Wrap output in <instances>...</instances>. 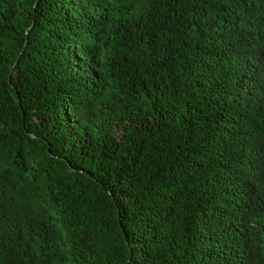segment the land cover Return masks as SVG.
Returning <instances> with one entry per match:
<instances>
[{"label":"trees","instance_id":"trees-1","mask_svg":"<svg viewBox=\"0 0 264 264\" xmlns=\"http://www.w3.org/2000/svg\"><path fill=\"white\" fill-rule=\"evenodd\" d=\"M0 264H264V0H0Z\"/></svg>","mask_w":264,"mask_h":264}]
</instances>
